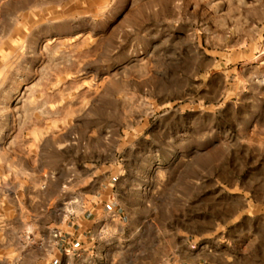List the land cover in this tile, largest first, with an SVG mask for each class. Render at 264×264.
I'll use <instances>...</instances> for the list:
<instances>
[{
  "label": "rangeland",
  "instance_id": "obj_1",
  "mask_svg": "<svg viewBox=\"0 0 264 264\" xmlns=\"http://www.w3.org/2000/svg\"><path fill=\"white\" fill-rule=\"evenodd\" d=\"M108 187L121 217L60 243ZM257 227L264 0H0V264H167Z\"/></svg>",
  "mask_w": 264,
  "mask_h": 264
},
{
  "label": "crops",
  "instance_id": "obj_2",
  "mask_svg": "<svg viewBox=\"0 0 264 264\" xmlns=\"http://www.w3.org/2000/svg\"><path fill=\"white\" fill-rule=\"evenodd\" d=\"M105 196L110 198V203L104 201ZM113 196L110 187L104 193L98 192L96 199L68 222L61 233L60 243L75 249L76 243L94 236L103 219L109 216L120 218L121 209ZM167 264H264L263 230L257 227L254 232L249 230L238 239L230 237L224 241L188 240L176 249Z\"/></svg>",
  "mask_w": 264,
  "mask_h": 264
},
{
  "label": "built area",
  "instance_id": "obj_3",
  "mask_svg": "<svg viewBox=\"0 0 264 264\" xmlns=\"http://www.w3.org/2000/svg\"><path fill=\"white\" fill-rule=\"evenodd\" d=\"M60 236V233L58 234L57 232L54 234V237Z\"/></svg>",
  "mask_w": 264,
  "mask_h": 264
}]
</instances>
